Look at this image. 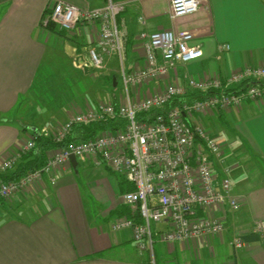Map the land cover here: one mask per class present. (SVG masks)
<instances>
[{
    "label": "crops",
    "instance_id": "1",
    "mask_svg": "<svg viewBox=\"0 0 264 264\" xmlns=\"http://www.w3.org/2000/svg\"><path fill=\"white\" fill-rule=\"evenodd\" d=\"M57 1L81 9L100 8L108 2L0 0L2 120L9 117L7 114H14L24 100L25 109L32 107L30 102L33 100H37L40 106L36 81L47 71H57L65 76L70 71L75 75L78 70L80 75L91 79L86 80L91 94L97 87L111 97L109 102H123L124 94H118L109 87L113 78L117 83L113 88L123 86L116 58L107 59L106 69L95 73L83 72L72 63L75 53L86 55L88 48L97 46L98 24L80 22L74 31L66 32V37L42 26L44 16L51 13ZM128 1L120 19L125 21L128 30L126 63L129 72L146 64L140 40L142 31H191L195 34L192 45L201 46L204 51L201 59L179 64L165 81L132 89V98L136 101L143 99L148 90L159 91L166 81L186 84L188 78H224L245 67H264V0H206L197 14L178 20L171 19L170 0ZM140 18L145 19V25L141 24ZM221 46H230V49L221 50ZM71 63L75 70L69 68ZM97 73L101 76L99 81L93 79ZM91 94L66 101L59 110L67 107L84 111L94 107L97 103L89 100ZM57 114V110L46 116L41 112L37 115L40 122L31 124L26 133L23 132L25 129L21 130L9 121L0 123V175L11 173L2 172L1 165L30 140L31 129L53 128L56 126L53 121L61 120ZM228 116L233 122L230 127L237 135L244 136V145L229 139L224 129ZM66 118L61 121L64 123L70 117ZM194 118L220 142L224 158L231 168L230 178L234 176L236 186L243 191L241 195L232 191L242 201L239 211H232L228 206L215 210V215L226 221L223 236L173 245L156 241L154 256L141 252L131 229H112L116 220L126 216L122 214L121 194L124 191L117 175L106 166L98 165L94 158H77L76 165L71 161L65 168L54 172V182L46 175L35 186L0 200V264H153L152 261L155 264H264V233L256 227L257 222L264 220V174L259 182H255L254 158L250 154L251 151L264 161V98L247 100L240 107L220 111L213 116L196 114ZM188 122L194 123L193 119ZM249 125L259 127L261 132L257 139L250 132ZM225 141L230 145L227 146ZM240 148L248 153L244 166L237 156ZM80 159L82 164H86L84 167L93 164L95 168L94 179L83 187L73 176V171L79 172ZM100 166L102 170L98 169ZM215 169L221 181V164L217 162ZM169 226L162 223L154 225V229L167 231ZM236 236L245 243L242 250L231 245Z\"/></svg>",
    "mask_w": 264,
    "mask_h": 264
},
{
    "label": "built area",
    "instance_id": "2",
    "mask_svg": "<svg viewBox=\"0 0 264 264\" xmlns=\"http://www.w3.org/2000/svg\"><path fill=\"white\" fill-rule=\"evenodd\" d=\"M205 1L170 0L171 19L197 14ZM128 4V0H108L103 7L81 9L57 1L51 13L44 16L43 27L54 23L65 32L74 31L80 22L98 24L97 46L88 48L86 55L75 53L73 64L83 72L95 73L96 70L106 69L107 59L116 58L127 93L121 103L98 102L94 107L75 113L60 126L37 129L36 136H53L56 142H63L77 126L114 119L125 120V127L116 132H104L94 140L73 142L55 150L48 156L44 168L19 180L2 182L0 199H9L35 186L46 175L54 182V172L70 164L72 155L76 159L94 158L98 165L124 176L134 187L121 194V201L133 218L125 216L116 220L112 229H131L138 249L154 256L156 241L173 245L223 236L226 221L215 215V210L225 206L235 212L240 210L242 201L232 194L231 168L224 158L222 146L202 125L197 124L194 116H213L220 111L240 107L247 100L263 99L264 67H245L224 78H188L186 84L166 81L159 91L148 90L143 99L136 101L132 98V89L165 81L179 64L201 59L204 51L201 46L192 45L195 34L191 31H142L140 40L146 64L129 72L124 68L128 30L125 21L120 19ZM140 22L146 24L143 18H140ZM220 49H230V46H221ZM244 81H249L247 89L236 93L226 92ZM211 91L218 92L205 99L185 101L180 108L162 112L176 98ZM140 114L148 118L140 121ZM150 114H154L152 119H149ZM191 119L194 123L188 122ZM34 148L35 142L30 140L3 162L1 171L14 170L22 156ZM217 162L222 166L221 181L215 169ZM162 223H168L169 230L156 231L154 225ZM256 227L264 233V220L257 222ZM231 245L236 250L245 247L239 236L234 237ZM152 263L155 264L154 261Z\"/></svg>",
    "mask_w": 264,
    "mask_h": 264
},
{
    "label": "trees",
    "instance_id": "3",
    "mask_svg": "<svg viewBox=\"0 0 264 264\" xmlns=\"http://www.w3.org/2000/svg\"><path fill=\"white\" fill-rule=\"evenodd\" d=\"M47 29L49 31L55 33V34L66 37V32L58 29L57 25L54 23H50L48 25ZM52 72H54V71H47L46 74H44V75L42 74V76H40V79L38 81H36V88H37L36 91H38V92L40 91L39 94H40V100L41 101H43L42 96L47 97V93H51L53 95L54 99H60V100L62 99V104L65 105V103H67L71 99H74V98L78 99L79 97L82 99L83 95L86 97V95L91 94V92H89V90H90L89 86H87V84H84L80 81L81 80L80 76H82V75H80L79 78L76 77L74 79V80H76L75 81L76 83L73 84L75 87V90L69 89V87L71 86V83H64V84L60 85V87L57 89V91H55V93H52V91L50 90L51 86L47 82L49 79L53 78L51 75ZM67 74H69V73L67 72ZM66 75L62 76V78L67 77ZM257 82L258 81H253V82L251 81V83H254V84H261V85L263 84L262 82H258V83ZM79 83L81 85H79ZM110 85L113 88V86H114L113 85V79H110ZM248 85H249V81H244L241 84L233 87L232 89L227 90L226 92L227 93L240 92V91L247 89ZM67 86H68V88L64 89ZM34 89H35V86H34ZM217 92L211 91V92L206 93V94L191 93L188 96H186L185 98H176V99L172 100L163 110L162 109L161 110L163 112V111H166V110L171 109V108H180L182 103L185 101L191 102V101H194L196 99H205L208 97V95L215 94ZM57 110H59V109H57ZM158 111H160V110H157V112ZM153 115L154 114H150L149 119H152ZM147 118H148V116L143 115V114H140L138 116V119L140 121L145 120ZM125 124H126L125 120L114 119V120H108L106 122H96V123H91V124H87V125H80V126H77L72 131V133L63 142H56L54 140L53 136H51V137L36 136L37 135L36 130L39 128L33 127L31 129L30 140H34L35 148L31 152L22 156V158L20 159L21 161L17 164L15 169L11 171L10 174H8V175H2L1 174L0 175V184L2 182L19 180L22 177H24V176H26V175L34 172V171H37L39 169L44 168L45 164L47 163L48 155L52 151H55V150H58L61 148H65L68 144L73 143V142L94 140L99 135H101L107 131L116 132V131L124 128ZM117 177L119 179V183L122 186V189L124 192L131 191L134 189L133 185H131L124 176L117 175ZM3 200H6V199H3ZM122 210H123L122 214H125L126 217L133 218L132 213L130 212V210L126 206H124ZM137 220L141 222V219L138 218Z\"/></svg>",
    "mask_w": 264,
    "mask_h": 264
},
{
    "label": "rangeland",
    "instance_id": "4",
    "mask_svg": "<svg viewBox=\"0 0 264 264\" xmlns=\"http://www.w3.org/2000/svg\"><path fill=\"white\" fill-rule=\"evenodd\" d=\"M74 62V57H73V60H72V63ZM72 63L69 64V68L70 69H73L75 70L76 68H74V66H72ZM74 65V64H73ZM124 68L127 69V63H126V60L124 62ZM117 69H118V72L120 73V63L118 62L117 63ZM99 71H102V70H96L94 72H99ZM76 74L73 75L72 73H74L73 71H70L68 72L69 74H67L65 78H62V74L57 72V71H54L51 73L52 77L51 79H49L47 82L48 84L51 86L50 87V90L52 91V93H55V91H57V89L60 87L61 84H64V83H71V86L69 87L70 90H75V87L73 84H75L76 80H74L76 77L79 78L80 76V72L77 70L75 71ZM83 73V72H82ZM117 76V75H116ZM81 77V82L86 84V80L87 81H91V79L88 77H85V76H80ZM101 78V76H99V74L97 73L96 75H94V78L93 79H98L97 81H99ZM117 79L118 81L120 80L119 79V74L117 76ZM68 81V82H67ZM109 81V80H108ZM108 83V82H107ZM115 84L114 82V78H113V85ZM79 85H81L79 83ZM109 87L111 88V85H109ZM115 87V85H114ZM67 87H65L64 89H67ZM97 90V91H96ZM96 90L92 91V97L89 98V100L92 101V103H98V102H101V101H107L109 102L110 101V96L105 94V91H100L97 89L96 87ZM112 90L116 93H123V94H126L127 92L125 91L126 89L122 86V85H119L118 88H112ZM30 97V96H29ZM84 98V96H83ZM47 99V100H46ZM53 98V95L51 93H47V97L46 96H42V100H40V106L38 105V101L36 100V102L33 100L32 102H30L32 104V107H30L29 109H25V103H26V100H24V102L22 103V105L20 104L19 107L16 109V112L13 113H10V114H7L9 117L6 118L5 120H2L3 118L0 116V123H4V122H10L12 124H15L17 127H19L21 130L25 129V131H23L24 133H26V131L30 130L31 127V124H38L40 121L37 119L38 118V114H40L41 112L46 116L48 115L49 113H52L53 111L56 112L57 109H59V106L62 105V99H54ZM53 100V101H52ZM28 102V101H27ZM34 104V105H33ZM63 109V108H61ZM80 109H68L67 107H65L64 110H57V115L58 117L57 118H61V120H63L64 118H68V117H71L75 114V112H78ZM80 112V111H79ZM18 115V116H17ZM66 118V119H67ZM227 119V123L224 125V129L228 132V137L229 139H233L235 141H238L239 143H241L242 145H244L243 143V135H237L236 132L234 131V129L230 126H232L233 122L231 120V118H229V116L226 118ZM60 120V119H59ZM53 121V123L56 124V126H58L57 124H62L63 121ZM253 120V119H252ZM27 127V128H26ZM249 129H250V132L254 133L255 136H256V139L257 137L260 136V129L258 126H251L249 125ZM237 131V130H236ZM26 137V136H25ZM25 137H21L20 139H23L25 140ZM255 139V140H256ZM235 141H232L231 143L234 144ZM225 143L227 144V146L230 145V142H226ZM244 147V146H243ZM241 149V148H240ZM239 150V149H238ZM54 153V151H52L51 153H49L48 156H51L52 154ZM230 153V151L228 152ZM246 151L243 149H241V151H237V156H238V159H239V162H244L243 163V166L245 164V156H246ZM248 154V153H247ZM250 154L253 156L254 158V164H253V171H254V175H255V182H259V178L262 177V175L264 174V161L259 157V156H256L254 153L252 154V152L250 151ZM80 167H79V172L78 174L74 172L73 176H75L78 180V182H80V185L83 187L84 185H86V183H89L92 179H94V165L90 164V165H87L89 167H84L86 164H82V160L80 159ZM233 165V164H232ZM98 169L102 170V166H100ZM231 185H232V191L237 193V194H243V191L238 188L236 185V182H235V179H234V176L231 177ZM232 192V194H233ZM234 195V194H233ZM239 197V196H237ZM243 197V196H241ZM94 199H96L95 197H93Z\"/></svg>",
    "mask_w": 264,
    "mask_h": 264
},
{
    "label": "water",
    "instance_id": "5",
    "mask_svg": "<svg viewBox=\"0 0 264 264\" xmlns=\"http://www.w3.org/2000/svg\"><path fill=\"white\" fill-rule=\"evenodd\" d=\"M114 82H115L114 85L116 86V84H117V83H116V79H114ZM71 161H72V163H73L74 165H76V157H75L74 155L71 156Z\"/></svg>",
    "mask_w": 264,
    "mask_h": 264
}]
</instances>
